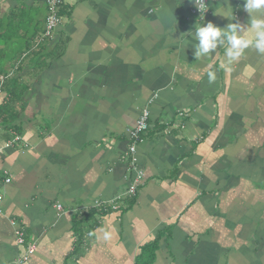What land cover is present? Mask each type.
I'll use <instances>...</instances> for the list:
<instances>
[{
  "label": "crops",
  "instance_id": "0c3cea01",
  "mask_svg": "<svg viewBox=\"0 0 264 264\" xmlns=\"http://www.w3.org/2000/svg\"><path fill=\"white\" fill-rule=\"evenodd\" d=\"M206 1L63 0L40 41L45 0H0L23 143L0 152V264H264V54L230 72L226 45L195 60V26L249 22L243 0ZM229 6L234 20L215 15Z\"/></svg>",
  "mask_w": 264,
  "mask_h": 264
},
{
  "label": "clouds",
  "instance_id": "9594fccd",
  "mask_svg": "<svg viewBox=\"0 0 264 264\" xmlns=\"http://www.w3.org/2000/svg\"><path fill=\"white\" fill-rule=\"evenodd\" d=\"M198 5L196 7L200 14L204 15L207 11L205 0H198ZM243 9L249 16L247 26L235 22L219 27L207 22L189 31L190 37L195 40V43H188L194 49L195 60L207 58L218 46L226 45L225 60L221 68L230 72L233 63L242 57L246 49L254 48L258 53L264 54V0H243ZM215 15L226 17L230 21L235 19L230 6L222 8ZM207 75L210 83L216 79V73L211 68Z\"/></svg>",
  "mask_w": 264,
  "mask_h": 264
},
{
  "label": "built area",
  "instance_id": "2783aa9c",
  "mask_svg": "<svg viewBox=\"0 0 264 264\" xmlns=\"http://www.w3.org/2000/svg\"><path fill=\"white\" fill-rule=\"evenodd\" d=\"M45 2L48 9V15L46 18V23L42 37L49 38L51 40L53 38V33L56 31V29L58 28L61 22V19L58 16V12L63 0H45ZM206 2L207 1L205 0V4ZM196 6L197 7L199 6L198 0H195V7L192 9V13L200 14V11ZM0 80H2V77H0ZM149 116L150 114L148 108H143L139 113V115L137 116L134 125L130 127L126 132L127 139L129 142L127 150L128 153L131 154L129 165L131 170L135 174V178L130 183L127 190V194H129L130 196H134L136 194L138 186L143 178L142 171L137 169L134 153L136 151V145L142 140V137L145 135L146 131L148 130ZM5 181L9 182V179H6ZM0 205H1V198H0ZM57 207L58 209H60L59 205ZM0 212H2L1 208H0ZM17 239H18L17 242L19 244L23 243V239L21 235H18ZM32 253H33V248L32 247L28 248L25 254H23V256L21 257L19 262L26 261Z\"/></svg>",
  "mask_w": 264,
  "mask_h": 264
},
{
  "label": "trees",
  "instance_id": "16d2710c",
  "mask_svg": "<svg viewBox=\"0 0 264 264\" xmlns=\"http://www.w3.org/2000/svg\"><path fill=\"white\" fill-rule=\"evenodd\" d=\"M62 15H61V12L59 11L58 16L60 19H61ZM45 23H46V21H45ZM43 32H44V29H43ZM43 32H42V35H43ZM42 35H41L40 41L50 40L49 38H43ZM54 35H55V32L53 33V37H54ZM1 77H2V80H0V87L3 90V85L6 86V88L8 87L7 84L9 83V80L5 81L6 78L3 76H1ZM12 80L14 81L15 78ZM1 88H0V93H1ZM13 92L14 91L9 90V87H8L7 93L10 96L8 97L6 102L4 100V102L0 103V128H2V129L4 128L6 130H13L16 133V135H14L13 137H17L20 135L19 133H21L22 129H21V125L18 123V121H19L18 119L21 116L20 110L19 111L16 110V108H15L16 104L15 103L16 102H22V99H20L21 97L18 96V94L13 93Z\"/></svg>",
  "mask_w": 264,
  "mask_h": 264
},
{
  "label": "rangeland",
  "instance_id": "374dc122",
  "mask_svg": "<svg viewBox=\"0 0 264 264\" xmlns=\"http://www.w3.org/2000/svg\"><path fill=\"white\" fill-rule=\"evenodd\" d=\"M15 134H7L5 132V129H0V152L2 153L3 151H8V146L11 147V145H16L17 147H22L23 143L22 141H18L20 140L19 138L17 139L14 138ZM18 141V142H17ZM8 145V146H7Z\"/></svg>",
  "mask_w": 264,
  "mask_h": 264
}]
</instances>
